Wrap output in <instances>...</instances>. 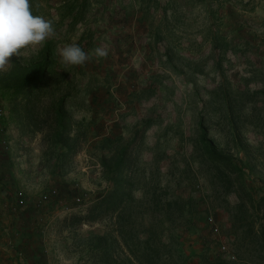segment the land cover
<instances>
[{"label": "rangeland", "instance_id": "1", "mask_svg": "<svg viewBox=\"0 0 264 264\" xmlns=\"http://www.w3.org/2000/svg\"><path fill=\"white\" fill-rule=\"evenodd\" d=\"M135 2L30 0L55 36L0 72V204L25 197L22 211L0 213V253L13 247L0 264H42V249L50 264H150L146 240L152 264H264V0ZM76 10L84 21L71 28ZM49 42L44 82L29 102L15 101L13 59L22 68L44 60ZM72 43L108 55L64 67L59 53ZM62 97L67 147L54 144ZM204 131L240 173L209 162ZM115 176L127 195L122 220L86 219L104 210ZM50 189L57 197L29 210ZM19 228L41 234L29 263Z\"/></svg>", "mask_w": 264, "mask_h": 264}, {"label": "trees", "instance_id": "2", "mask_svg": "<svg viewBox=\"0 0 264 264\" xmlns=\"http://www.w3.org/2000/svg\"><path fill=\"white\" fill-rule=\"evenodd\" d=\"M83 4L87 5L88 0H83ZM75 12L74 16L72 17L70 24L71 28H74L77 24H80L84 21L85 17V11L82 12V10ZM52 43L49 42L46 45V58L43 60H40L38 62H32L26 67H20L18 64H16L15 60L13 59V62L15 63L14 69L11 72V79H13L14 84L13 86V97L15 101L20 102H29L32 98L34 92L40 88L42 83L45 80V74L48 71V69L51 66V63L47 59L50 55ZM11 85L5 83V88L9 89ZM67 96V95H66ZM65 97H62L58 100V104L56 106V110L54 111V123H55V133H54V144H60L67 147L68 142H70V129H71V120L70 117L67 116V112L65 111ZM144 128H147V125H143L139 133L144 132ZM204 154L206 155L207 159L211 164L214 165V167L218 166H224L225 168L229 169L230 171L240 173V168L232 163V160L229 156H224L223 154H220L216 151L215 147L213 146V143L207 139L206 132L204 131L201 141H200ZM126 148L123 149L122 155H125ZM120 156L118 162L114 165L113 171L116 175L120 174V172L123 170L124 166V158H121ZM113 182L116 183V189L113 190V193L104 197L101 201V204H105L104 210L101 208V206L96 205L92 207V209L88 210V213L86 215V219L88 220H95L99 217H101L103 214L110 213V214H117V218H120L122 220L123 214L125 212V204H126V194L123 190L124 181L121 179H116V176L113 178ZM12 199V198H11ZM261 203L264 202V199L260 201ZM260 202L257 204L260 206ZM42 207H37L35 204L30 207L29 210H32L33 213L40 212ZM22 208L16 209V212L22 211ZM106 212V213H105ZM23 216L28 215L27 213H23ZM84 219V217H78V221H81ZM120 226V225H119ZM22 227V226H21ZM39 227H35V230H38ZM32 228H19L17 231L22 235V246H26V261H31L35 257V248L38 244L41 245V234L36 233L35 230L32 231ZM120 234L124 235L122 225L120 226ZM128 234V233H127ZM126 237V236H125ZM129 239V238H128ZM126 242V238H124ZM43 246V245H42ZM149 242L148 240L143 242V248H144V255L145 261L151 263V258L148 256ZM34 248V250H33ZM44 250L42 249V255L44 260ZM24 255V256H25ZM136 259H140L137 254L133 255ZM166 257L170 258L168 255H165ZM158 262H164L165 258L157 256L156 257ZM43 264V262H42Z\"/></svg>", "mask_w": 264, "mask_h": 264}, {"label": "clouds", "instance_id": "3", "mask_svg": "<svg viewBox=\"0 0 264 264\" xmlns=\"http://www.w3.org/2000/svg\"><path fill=\"white\" fill-rule=\"evenodd\" d=\"M30 0H0V72H6L12 57H20L24 50L42 45L55 36L53 21L33 15ZM60 63L64 67L83 66L93 55L106 58L108 52L97 47L86 53L72 43L60 50Z\"/></svg>", "mask_w": 264, "mask_h": 264}, {"label": "built area", "instance_id": "4", "mask_svg": "<svg viewBox=\"0 0 264 264\" xmlns=\"http://www.w3.org/2000/svg\"><path fill=\"white\" fill-rule=\"evenodd\" d=\"M3 117V113L0 110V119ZM1 143H3L4 149L7 150L8 146L6 145V141H2ZM14 201L13 202H6L4 204H0V213L1 211H4L5 209H7V211L10 212H14L16 211V209L18 208H24L25 207V197L23 195V193L21 192H17L14 195ZM57 197V191L55 189H50L47 193H44L43 195L40 196V198L35 201V205L37 207H42L44 204L48 203L50 201V198H56ZM77 202H80L79 200H77ZM204 224L209 228V230L213 233V234H217L218 233V226L217 223L215 221V219L211 216H206L204 219ZM221 250L222 251H226V247L224 245H221ZM44 260H43V264H50V256L48 251L45 249L44 250ZM231 258H234L233 256H231Z\"/></svg>", "mask_w": 264, "mask_h": 264}, {"label": "crops", "instance_id": "5", "mask_svg": "<svg viewBox=\"0 0 264 264\" xmlns=\"http://www.w3.org/2000/svg\"><path fill=\"white\" fill-rule=\"evenodd\" d=\"M131 2H133V6L135 5V0H131ZM135 10V9H134ZM134 27V26H133ZM133 29V28H132ZM131 31H133V30H131ZM124 38L126 39V36H124ZM3 246V245H2ZM23 247V250H25V248H26V246L24 245V246H22ZM0 248H2V247H0ZM13 247H7V249L5 248H3L2 250V252L0 253V255H3V257H1L2 259L5 257V256H7L8 258H9V256H8V254H10L9 253V251H10V249H12ZM8 252V253H7ZM24 254V253H23ZM27 255V254H26ZM26 255L24 256V258H23V261L26 263H29L30 261H26V259H25V257H26Z\"/></svg>", "mask_w": 264, "mask_h": 264}]
</instances>
